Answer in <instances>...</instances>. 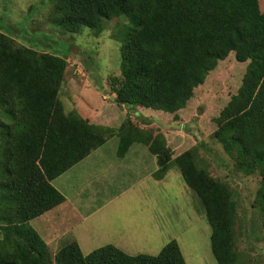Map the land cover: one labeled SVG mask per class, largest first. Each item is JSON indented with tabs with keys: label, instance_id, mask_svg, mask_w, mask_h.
<instances>
[{
	"label": "trees",
	"instance_id": "trees-1",
	"mask_svg": "<svg viewBox=\"0 0 264 264\" xmlns=\"http://www.w3.org/2000/svg\"><path fill=\"white\" fill-rule=\"evenodd\" d=\"M55 23L66 32L84 27L100 34L105 20L125 16L115 34L122 41L120 74L108 83L118 105L174 114L220 61L234 53L248 62L242 84L214 119L213 137L234 158L236 171L261 178L256 206L264 229V0H51ZM67 61L18 45L0 29V264H51L50 221L66 203L53 181L117 136L120 158L135 143L155 156L156 180L173 165L201 200L218 264H243L237 250L238 205L229 182L209 172L197 148L173 157L163 132L131 115L119 128L94 123L61 99ZM68 202L62 215L73 212ZM56 264H187L180 244L158 255H132L107 244L85 254L77 240L62 246Z\"/></svg>",
	"mask_w": 264,
	"mask_h": 264
},
{
	"label": "rangeland",
	"instance_id": "rangeland-1",
	"mask_svg": "<svg viewBox=\"0 0 264 264\" xmlns=\"http://www.w3.org/2000/svg\"><path fill=\"white\" fill-rule=\"evenodd\" d=\"M52 12L51 0H0V29L18 45L66 59L60 95L67 113L78 110L94 123L113 128L130 114L143 127L163 132L174 158L197 148L211 175L234 188L240 217L237 250L243 264H264V229L255 203L261 178L236 171L234 158L213 137L214 119L240 88L248 62L237 61L234 53L220 61L178 117L140 107L130 110L115 102L108 83L110 76L120 74L122 41L115 34L128 23L126 17L105 20L100 34L88 27L74 34L55 23ZM0 119L9 121V116L2 112ZM118 141L117 136L108 138L53 181L82 214H89L77 229L82 251L124 242L132 253L158 255L177 240L187 264H218L204 206L178 167L173 165L165 180H156L155 156L144 144L135 143L121 166L113 168L120 158ZM70 239H75L73 234L49 240L51 264H56L57 251Z\"/></svg>",
	"mask_w": 264,
	"mask_h": 264
},
{
	"label": "crops",
	"instance_id": "crops-1",
	"mask_svg": "<svg viewBox=\"0 0 264 264\" xmlns=\"http://www.w3.org/2000/svg\"><path fill=\"white\" fill-rule=\"evenodd\" d=\"M125 158H126V156L123 158H118L116 160V162L114 163L113 168H115L114 167L115 165H116V168L120 167L122 164V161L125 160ZM123 163H125V162H123ZM154 171H156V170H154ZM165 179H166V177L162 180H165ZM162 180H160V182ZM66 198H67L66 203H64V205H62L60 207H57L56 210L53 213H51V214H56L55 216H57V218H58L57 221L51 220L50 213H47L46 215L42 216L43 217L42 219H45L46 221H50V223H51L50 226L52 229H54L50 233L51 238L54 237V239H59L64 234H73L75 239L78 241V243L81 246L80 239L77 236V229H78V226L85 221V219L89 216V214H88V216H86L85 214H82L79 211L80 209L77 206H75V204L73 202H71L72 200L70 201V199L68 197H66ZM68 202L73 205L74 210H73V212H70L66 215H62V211L67 208ZM115 246H117L118 248L124 250L125 252H127L129 254L137 255L135 253H132L130 246L124 242H120V244L115 243ZM85 254H88V253H85Z\"/></svg>",
	"mask_w": 264,
	"mask_h": 264
},
{
	"label": "water",
	"instance_id": "water-1",
	"mask_svg": "<svg viewBox=\"0 0 264 264\" xmlns=\"http://www.w3.org/2000/svg\"><path fill=\"white\" fill-rule=\"evenodd\" d=\"M126 106H128V104Z\"/></svg>",
	"mask_w": 264,
	"mask_h": 264
}]
</instances>
